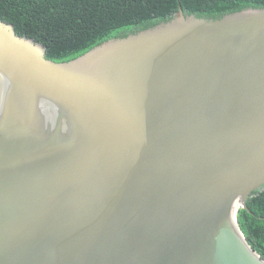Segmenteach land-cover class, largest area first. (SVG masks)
<instances>
[{"label": "water", "instance_id": "water-1", "mask_svg": "<svg viewBox=\"0 0 264 264\" xmlns=\"http://www.w3.org/2000/svg\"><path fill=\"white\" fill-rule=\"evenodd\" d=\"M264 7L184 14L66 62L0 20V264H264Z\"/></svg>", "mask_w": 264, "mask_h": 264}, {"label": "trees", "instance_id": "trees-1", "mask_svg": "<svg viewBox=\"0 0 264 264\" xmlns=\"http://www.w3.org/2000/svg\"><path fill=\"white\" fill-rule=\"evenodd\" d=\"M264 0H0V20L16 34L45 48L46 58L66 62L111 38L123 37L184 14L220 18ZM238 208L237 224L264 259V189L253 191Z\"/></svg>", "mask_w": 264, "mask_h": 264}]
</instances>
